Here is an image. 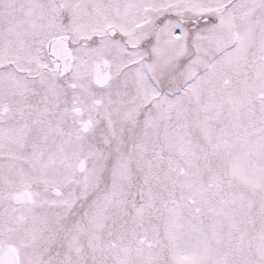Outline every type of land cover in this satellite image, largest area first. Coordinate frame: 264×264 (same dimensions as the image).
Wrapping results in <instances>:
<instances>
[{
  "label": "snow or ice",
  "instance_id": "obj_1",
  "mask_svg": "<svg viewBox=\"0 0 264 264\" xmlns=\"http://www.w3.org/2000/svg\"><path fill=\"white\" fill-rule=\"evenodd\" d=\"M0 264H264V0H0Z\"/></svg>",
  "mask_w": 264,
  "mask_h": 264
}]
</instances>
